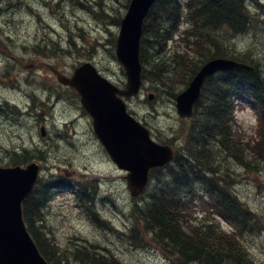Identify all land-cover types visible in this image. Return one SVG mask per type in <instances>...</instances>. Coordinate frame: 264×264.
I'll return each mask as SVG.
<instances>
[{
	"label": "rangeland",
	"instance_id": "rangeland-1",
	"mask_svg": "<svg viewBox=\"0 0 264 264\" xmlns=\"http://www.w3.org/2000/svg\"><path fill=\"white\" fill-rule=\"evenodd\" d=\"M5 1H9L7 7L0 9V107L5 106L8 101L25 105L32 99L31 105L43 109L44 114L37 118L19 119L15 115L10 118L0 116L1 165L7 160L6 151L22 147L31 151L39 149L45 158L36 160L42 167L41 178L49 180L56 177L78 182L79 188L96 190L100 210L102 200L108 206L106 212L89 215L74 209L77 206L73 195L74 186L66 191L71 195L62 193L58 196L59 190L55 189V199L51 204L57 212H54L55 216L49 213L48 215L53 224L56 221L55 225L59 226L56 239L61 248H68V241L65 240L67 234L71 236L76 232L78 236L91 240L100 248V252L117 257L121 264H172L157 249H147V245L137 247L134 245L138 242L137 238H130L133 222V227L138 230L140 228V232L144 228L137 223L138 212L135 206L148 205V199L158 184L168 179V170L153 172L143 197L132 198L125 180L126 174L115 167L96 142L92 123L85 115L76 111L78 97L67 89L56 86V79L53 76L48 77L45 71L41 72L42 75L35 74L36 69L31 68V65L39 66L45 62L55 65L66 74H71L74 68L84 61H93L106 78L116 83L125 82L124 70L115 57V44L119 33L116 21L124 17L127 0ZM261 1L264 3V0ZM18 2L20 3L17 4ZM261 5L258 0L247 2L252 19L245 33L240 35L223 31L219 32L218 37L222 39L224 46L231 48L235 53L250 55L252 59L257 58L261 69L264 70V7ZM69 33L78 35L75 41L77 48L70 49L71 52L66 54L64 51L69 50ZM46 38L49 40L45 41ZM197 47L198 43L191 42L187 47H180L177 54H187ZM42 48L45 50L44 55L41 53ZM78 50L80 52L77 53ZM86 51L89 52L88 58ZM190 59L186 65L193 67L200 57L191 55ZM43 82L49 88V93L54 95L51 97L53 115L47 118L44 116L50 111L49 103L47 100L40 102L35 95H43ZM151 83L144 85L139 97L128 102L130 112L150 128L157 138L167 141V137L174 134L176 140L185 146V133L190 122L178 118L171 96L165 91L162 98L148 100L149 94H156ZM42 125L47 129L46 139L40 134ZM256 127V109L244 103L238 105L234 123L236 137H233V144L236 147L239 142L244 144L249 137L255 135ZM241 132L245 136L241 135ZM256 148L258 146L251 145L242 151L239 159L243 157L247 162H255L258 157L252 155V151ZM184 149L187 151L190 147L186 146ZM215 157L216 161L221 160L223 163L234 162L232 157H226L224 152L215 154ZM257 165L261 169L249 172L238 164H224L222 171L229 176L231 183L237 184L236 195L251 211L258 225L254 228L246 226L244 231H241L243 245L256 264H264V163L257 162ZM67 173L72 176L69 177ZM187 188L179 186L176 191L187 193ZM67 195L70 200L66 198ZM204 202L206 203V198ZM197 203L202 205L203 200L199 199ZM197 206L199 207L198 204ZM185 216L191 226L194 225V216H199L202 221L211 220L214 226L221 223L222 229L233 231L223 221L196 208L188 209ZM102 249H107L108 252Z\"/></svg>",
	"mask_w": 264,
	"mask_h": 264
},
{
	"label": "trees",
	"instance_id": "trees-1",
	"mask_svg": "<svg viewBox=\"0 0 264 264\" xmlns=\"http://www.w3.org/2000/svg\"><path fill=\"white\" fill-rule=\"evenodd\" d=\"M163 1L165 5L155 6L145 21L141 50L143 78L145 81L161 84L158 92L161 93L163 91L161 87H164L172 91V96L175 97V92L178 90L176 82H181L186 87L201 65L213 58L224 57L249 62L247 57H236L235 52L224 46L216 37V31L222 29H230L234 33L246 31L251 22L246 0H206V8L192 9L187 6L185 11L193 15L192 23L190 22L192 30L188 29L183 39H186L187 46L188 40L189 43H198L195 54L200 56L199 62L193 67L186 65L187 61L191 60L190 56H183L180 61L176 60L177 55H168L169 43L175 39L179 31L180 17L184 9L181 8L178 0ZM163 56L167 59H163ZM179 68H182L180 76H178ZM250 96H253L262 108L261 122L264 131V80L259 73L250 75L236 72H228L208 80L196 111L194 129L207 132L209 135L216 132L221 137H227L232 122L234 101ZM258 154L264 159V150H260ZM41 156L40 153L34 154L26 149L18 150L8 152V161L10 165H22ZM170 181L168 187L153 194L151 201L142 212L146 222L145 245L156 246L175 264H251L245 248L230 237L222 235L227 239L221 238L218 239L219 241L211 237L209 245L190 238L184 222L188 201L182 196L184 193L176 191L179 186L187 185V180L170 179ZM220 191H215L217 207L225 218L234 224H238L240 220L241 223L249 221L248 212L240 209L228 194L219 193ZM210 193L214 194L213 191ZM218 194H223L224 197ZM39 200V196L34 199L30 197L24 203V220L39 250L47 261L53 264L47 254L58 258L54 248L40 237L38 228L34 229L35 219L39 217L36 211ZM68 257V253H64L61 259ZM72 257L82 264H120L113 257L96 254L85 248L72 252Z\"/></svg>",
	"mask_w": 264,
	"mask_h": 264
},
{
	"label": "water",
	"instance_id": "water-1",
	"mask_svg": "<svg viewBox=\"0 0 264 264\" xmlns=\"http://www.w3.org/2000/svg\"><path fill=\"white\" fill-rule=\"evenodd\" d=\"M155 1L132 0L121 22L116 55L126 70L125 89L113 86L89 63L76 69L72 78L56 73L61 83L79 92L82 105L94 119L96 135L117 166L130 172L127 181L134 197L147 185L150 170L166 165L173 158L171 148L152 141L149 131L127 113L124 101L117 97H132L140 91L142 28ZM228 70L253 72L229 60L208 63L177 97L179 115L190 117L205 80L218 71ZM39 169L36 163L26 168H0V264H48L27 231L22 210L37 182Z\"/></svg>",
	"mask_w": 264,
	"mask_h": 264
},
{
	"label": "bare ground",
	"instance_id": "bare-ground-1",
	"mask_svg": "<svg viewBox=\"0 0 264 264\" xmlns=\"http://www.w3.org/2000/svg\"><path fill=\"white\" fill-rule=\"evenodd\" d=\"M215 2V1H214ZM216 4V3H215ZM10 5H12V4H10ZM129 6H130V3H129V1L127 0V7H126V13H127V11H128V8H129ZM6 8L7 7V2L5 1V0H0V9L1 8ZM207 7V2H206V4L204 5V8H206ZM7 16V15H6ZM76 37H78V35H75V34H73V33H69V35H68V37H67V41H68V44L69 45H71V44H75L76 45ZM47 40H49V38H46L45 39V41H47ZM73 48H77V46H75V47H71V48H69V50H68V52H71V50H73ZM82 48H84V47H82ZM71 49V50H70ZM85 49V48H84ZM86 50V49H85ZM73 52H76V51H73ZM78 52H80L79 50L77 51V53ZM86 55H87V58H88V56H89V52L88 51H86ZM212 117V116H211ZM1 120V119H0ZM212 130V129H211ZM5 155H8L7 154V152L5 153ZM204 162L206 163V164H208L209 163V158L207 157L205 160H204ZM195 163L194 162H192V166L194 165ZM181 174H183V171L182 172H180V173H177V174H175L174 176H173V178H175V177H179ZM193 174H195V172H193V173H191V175H193ZM190 175V174H189ZM173 178H170V179H173ZM157 221V220H156ZM172 221V220H171ZM174 221V220H173ZM175 228V227H174ZM174 238V237H173ZM176 241V240H175Z\"/></svg>",
	"mask_w": 264,
	"mask_h": 264
},
{
	"label": "flooded vegetation",
	"instance_id": "flooded-vegetation-1",
	"mask_svg": "<svg viewBox=\"0 0 264 264\" xmlns=\"http://www.w3.org/2000/svg\"><path fill=\"white\" fill-rule=\"evenodd\" d=\"M159 4L162 5L161 2H159ZM39 96H40V94H39ZM44 96H45V94H43L42 96H40L41 99H43V101H44ZM43 114H44V110L41 109V108H39V107L29 108V109H27V115H29L30 117H35V118H37V117H39V116H41V115H43ZM32 119H33V118H32Z\"/></svg>",
	"mask_w": 264,
	"mask_h": 264
}]
</instances>
